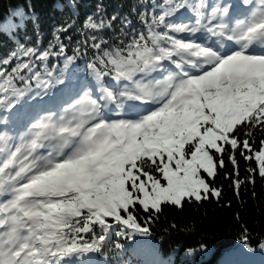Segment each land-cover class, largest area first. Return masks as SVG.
<instances>
[{"label":"snow or ice","instance_id":"1","mask_svg":"<svg viewBox=\"0 0 264 264\" xmlns=\"http://www.w3.org/2000/svg\"><path fill=\"white\" fill-rule=\"evenodd\" d=\"M11 11L0 31L26 29ZM13 43L0 57V264H166L152 231L164 206L219 203L225 186L241 203L258 195L264 0L100 2L46 46L38 18ZM234 221L226 264H254Z\"/></svg>","mask_w":264,"mask_h":264},{"label":"trees","instance_id":"2","mask_svg":"<svg viewBox=\"0 0 264 264\" xmlns=\"http://www.w3.org/2000/svg\"><path fill=\"white\" fill-rule=\"evenodd\" d=\"M82 7L87 9L84 17L79 20L77 27L85 16L95 10L97 3H104L107 11L111 13L117 6L116 2L122 0H77ZM75 4L76 0H0V22L6 16L12 14L13 9H19L25 13L26 29L33 32V22L38 18L43 43L46 46L51 38V32L55 28L45 26L50 18L69 12L68 4ZM77 4V8H79ZM32 17V19H27ZM70 35L73 40L79 38L74 28ZM5 37L0 32V47L5 46ZM10 43V40H9ZM9 43L7 46H9ZM11 49L14 46H10ZM10 50V49H9ZM245 165L241 162L243 178ZM251 188V185L248 186ZM256 197H251L247 190L243 194V203L225 186V200L216 202L215 199L198 204H185L183 210L171 206H164L159 219L153 224V242L156 244L161 257L166 264H226L229 259L226 251L232 250L231 245L238 240L239 226L234 221L236 212H240L243 221L247 223L251 231L252 246L256 255L247 257L260 264L264 255L260 254L259 240L264 233V183L258 180L255 188ZM231 199L232 206H227V200ZM175 224V227L172 225ZM126 245L129 242L121 241ZM207 245L206 250H200L199 245ZM194 248L197 251L187 260L185 250ZM126 260L131 259L136 264L138 257L125 255Z\"/></svg>","mask_w":264,"mask_h":264},{"label":"bare ground","instance_id":"3","mask_svg":"<svg viewBox=\"0 0 264 264\" xmlns=\"http://www.w3.org/2000/svg\"><path fill=\"white\" fill-rule=\"evenodd\" d=\"M68 9H69V7H68Z\"/></svg>","mask_w":264,"mask_h":264}]
</instances>
